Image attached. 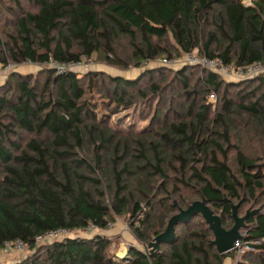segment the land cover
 Here are the masks:
<instances>
[{"label":"trees","instance_id":"16d2710c","mask_svg":"<svg viewBox=\"0 0 264 264\" xmlns=\"http://www.w3.org/2000/svg\"><path fill=\"white\" fill-rule=\"evenodd\" d=\"M27 1L37 10L18 7L14 33L0 36V66L50 59L68 64L99 52L107 63L120 66L110 56L119 36L129 38L140 66L166 51L159 43L166 38L185 55L198 49L201 56L233 66L264 62V0ZM164 58L176 59L170 53ZM189 67L176 74L188 97L193 96L192 114L204 99L189 89ZM201 69L206 93L217 94L211 120V107L201 102L190 120L170 122L133 145L127 139L113 142V133L98 124L108 115L105 106L113 115L132 105L128 89L141 76L47 69L41 85L23 75L16 76L14 85V74L0 84V248L20 239L29 251L0 264H223L230 252L216 251L200 214L175 226L172 243L151 253L147 244L171 215L202 198L229 229L230 204L243 196L252 201L250 210L259 205L241 230L246 239L259 241L251 264H264V74L243 81L255 86L231 98L230 83ZM98 80L111 90L99 88ZM22 134L31 136L24 146ZM86 142L93 144L88 156L81 153ZM104 184L110 187V203ZM115 216H127L143 245V250L130 247L129 258L109 254L101 231L34 244L37 234L52 228L86 231L91 223L105 230Z\"/></svg>","mask_w":264,"mask_h":264},{"label":"rangeland","instance_id":"374dc122","mask_svg":"<svg viewBox=\"0 0 264 264\" xmlns=\"http://www.w3.org/2000/svg\"><path fill=\"white\" fill-rule=\"evenodd\" d=\"M243 3L248 4L249 0H243ZM19 6L23 11L35 12L37 10V7L27 0H0V36L2 39H5L7 34L14 33L16 16L21 15V10L18 8ZM139 40L140 37L137 38V41ZM159 43L166 51L158 54L154 58H148L147 62L140 66L139 64L135 65L136 61L132 56L134 49L129 38L119 36L113 42V50L115 54L113 53L110 56H116L115 58L120 66L107 63L104 60L103 53L99 52L93 54L90 58L82 57V62H88L89 65L86 66V69L84 70H75V72L80 74L87 71H99L106 75L118 74L133 79L139 78V76L142 77V80L135 88L128 89V95H131L133 100L132 105L120 107L113 115L109 113L108 106L104 107L108 115L104 121H102V124H98V126L107 127L109 131L113 133V142L127 139L128 142L133 145L134 140L139 136L155 135L170 122L190 120L194 117L195 112L199 111L200 108L198 105L203 99L204 102L202 103H206L211 107V113L209 114L208 119L211 120L213 116L212 109L217 103V94L215 99H210L209 96L212 91L206 93V88L201 82L204 75L201 69L202 67H197L195 66L196 64H180L179 61L188 54L185 55L180 53L170 38L161 40ZM75 51L78 52L79 50L75 49ZM168 53L174 56L176 58L175 60H178V62L174 65L163 64L162 60ZM192 53L201 56L198 49L193 50ZM10 64L11 67L9 69H0V84L12 78L14 74V85L17 75L34 77L41 85V83L45 81L47 69L54 70L49 63L40 64L23 61L19 64ZM185 66H190L185 73V76L188 78L189 89L193 90V92L197 94V98L201 101L198 103L192 114L188 113V108L193 96L188 97L187 91L183 88L180 83V78L176 74V70L182 69ZM150 70L152 73L149 76L147 73ZM219 76L225 82L230 83L226 87L231 98L234 97L236 92L241 90L247 92L255 86H250V83H243V81H246L245 79H234L226 75ZM97 86L99 88L102 87L111 90V86L104 80H98ZM153 86L155 87L153 88ZM141 93L145 94V96ZM95 96L98 97V95ZM98 98V100H101L100 97ZM103 99L107 98L103 97ZM30 137L31 136L28 134H22L20 144L24 146V143ZM92 151L93 144L86 142L81 153L82 155L88 156ZM231 156L233 157V153ZM103 189L106 193L107 202L110 203V187L104 184ZM241 200H244L245 202L240 206L239 213L240 215H244L246 210L253 207V203L252 201L245 200V196H243ZM262 201H264V196L262 197ZM172 202L176 203V199L172 198ZM238 202L239 201H236L234 203ZM258 207L259 205L254 206L255 209ZM196 219L200 220L198 218ZM111 223V227L106 228L105 230H96L95 232L77 231L73 234H69L67 237H89L93 236L94 233H100L101 231L100 234L104 235L109 241L107 251L109 254L119 259H123L126 256V251L132 246L143 250V245L136 241L130 230L129 219H127V216H115V219L112 220ZM254 251L255 248L242 255H238L236 252L232 251L225 257L223 264H236L240 260L245 261L247 264H251L252 262L250 261V258L253 257ZM28 254L29 251L27 250L10 260L13 261V259L20 257L24 258Z\"/></svg>","mask_w":264,"mask_h":264},{"label":"built area","instance_id":"2783aa9c","mask_svg":"<svg viewBox=\"0 0 264 264\" xmlns=\"http://www.w3.org/2000/svg\"><path fill=\"white\" fill-rule=\"evenodd\" d=\"M177 62L178 60L176 61L175 59L172 58H164L162 60V63L165 65H174ZM179 62L180 64L183 65L196 64L202 68H206L219 75H223V76L226 75L230 78L239 79V80L242 79L246 80L258 76L259 74H264V62H259V61L252 62L244 66H233L230 64L229 65L224 64L221 60L217 58L210 59L205 56H197L193 53H190L186 57H183ZM48 63L55 70L57 74L64 73L65 71L68 70H73V71L77 69L84 70L86 69L85 67L89 65L88 62H82V60L66 64L50 59ZM10 67L11 64L8 63L5 66H0V69L3 68L4 70H7ZM209 97L210 99H215L214 94H210ZM110 225L112 224H109V226ZM96 230H98V228H96L91 223L88 224L86 227L87 232H95ZM75 232H77L76 229H68L65 227L47 229L44 232L37 234L34 237V244L35 245L48 244L55 239L67 237L69 234H73ZM262 242H264V239H262ZM258 243L259 241L246 239L245 234L243 232V237L241 239H237L234 242L231 251L236 252L238 255H242L243 253L251 249H254V246ZM27 250H28L27 244L20 239H15L12 241L5 242L3 247L0 248V263H9L11 258L18 256Z\"/></svg>","mask_w":264,"mask_h":264},{"label":"water","instance_id":"95a60500","mask_svg":"<svg viewBox=\"0 0 264 264\" xmlns=\"http://www.w3.org/2000/svg\"><path fill=\"white\" fill-rule=\"evenodd\" d=\"M242 200L238 203H231V213L233 225L229 229H225L221 225L220 216L215 214L206 204L205 199L195 200L186 208L179 209L178 212L171 215L162 232L157 234L151 242L147 244L149 252L159 249L162 243H172L175 240V226L179 223H187L194 216L200 214L204 221L208 224L209 229L213 233L212 243L215 245L216 251L219 254L229 253L237 239L243 237L241 230L245 226V220L259 211L256 209H248L244 215L239 216L237 211ZM129 258V249L126 251V256Z\"/></svg>","mask_w":264,"mask_h":264}]
</instances>
